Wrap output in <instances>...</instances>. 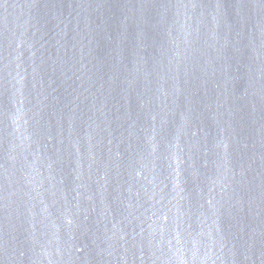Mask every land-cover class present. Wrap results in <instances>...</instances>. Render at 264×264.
<instances>
[{
	"label": "water",
	"instance_id": "1",
	"mask_svg": "<svg viewBox=\"0 0 264 264\" xmlns=\"http://www.w3.org/2000/svg\"><path fill=\"white\" fill-rule=\"evenodd\" d=\"M0 264H264V0H0Z\"/></svg>",
	"mask_w": 264,
	"mask_h": 264
}]
</instances>
